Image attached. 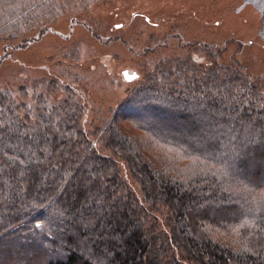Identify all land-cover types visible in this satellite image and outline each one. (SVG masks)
<instances>
[{"label":"trees","instance_id":"1","mask_svg":"<svg viewBox=\"0 0 264 264\" xmlns=\"http://www.w3.org/2000/svg\"><path fill=\"white\" fill-rule=\"evenodd\" d=\"M95 1L0 0V42ZM185 47L90 133L56 79L0 89V264H264V81Z\"/></svg>","mask_w":264,"mask_h":264},{"label":"rangeland","instance_id":"2","mask_svg":"<svg viewBox=\"0 0 264 264\" xmlns=\"http://www.w3.org/2000/svg\"><path fill=\"white\" fill-rule=\"evenodd\" d=\"M84 6L43 35L29 33L27 46L0 42V89L16 93L28 85L31 91L38 81L56 79L60 87L49 96L61 98L67 87L75 91L90 133L158 62L190 54L188 44L224 48L220 62L235 56L251 77L264 81V0H97ZM196 49L191 54L204 60L202 48ZM125 69L137 77L128 81Z\"/></svg>","mask_w":264,"mask_h":264},{"label":"water","instance_id":"3","mask_svg":"<svg viewBox=\"0 0 264 264\" xmlns=\"http://www.w3.org/2000/svg\"><path fill=\"white\" fill-rule=\"evenodd\" d=\"M124 75H125V77H126V79L128 80V81H131V80H133L134 78H136L137 77V72H130L129 71V69H125L124 70Z\"/></svg>","mask_w":264,"mask_h":264}]
</instances>
